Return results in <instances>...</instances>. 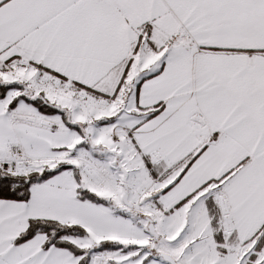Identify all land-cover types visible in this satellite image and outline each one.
I'll return each mask as SVG.
<instances>
[{"label": "snow or ice", "instance_id": "6c2138e0", "mask_svg": "<svg viewBox=\"0 0 264 264\" xmlns=\"http://www.w3.org/2000/svg\"><path fill=\"white\" fill-rule=\"evenodd\" d=\"M0 264H264V0H0Z\"/></svg>", "mask_w": 264, "mask_h": 264}]
</instances>
